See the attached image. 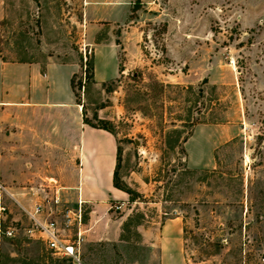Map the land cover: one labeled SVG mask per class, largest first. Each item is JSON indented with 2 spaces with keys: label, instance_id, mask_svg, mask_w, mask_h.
Returning <instances> with one entry per match:
<instances>
[{
  "label": "rangeland",
  "instance_id": "rangeland-1",
  "mask_svg": "<svg viewBox=\"0 0 264 264\" xmlns=\"http://www.w3.org/2000/svg\"><path fill=\"white\" fill-rule=\"evenodd\" d=\"M84 2L0 0V60L72 64L77 101L103 110L121 150L131 193L82 206L81 225L61 205L62 233H81L86 264H159L160 225L180 216L186 264H264V0H117L115 69L97 87ZM29 225L0 191L2 262L64 264Z\"/></svg>",
  "mask_w": 264,
  "mask_h": 264
},
{
  "label": "crops",
  "instance_id": "crops-1",
  "mask_svg": "<svg viewBox=\"0 0 264 264\" xmlns=\"http://www.w3.org/2000/svg\"><path fill=\"white\" fill-rule=\"evenodd\" d=\"M98 2L85 0L81 15L94 45V87L112 75L109 63L115 69L117 44L112 23L119 18L117 0L104 1L105 6H98ZM105 21L111 22L106 32L110 37L98 41ZM104 56L105 63L100 60ZM0 62L1 193L13 196L27 218L36 204L43 206L39 217H45L49 208L56 216L68 202L79 210L88 207L92 215L101 202L120 192L113 185L117 143L114 134L84 123L82 104L77 103L71 85L72 64L50 57L44 62ZM102 111L98 108L85 116L90 119L96 113L106 119ZM54 196L59 200L56 205L52 203ZM92 223L93 219L83 223L85 231ZM183 225L180 216L161 223L159 264H186ZM0 264H8L2 262L1 255Z\"/></svg>",
  "mask_w": 264,
  "mask_h": 264
},
{
  "label": "built area",
  "instance_id": "built-area-1",
  "mask_svg": "<svg viewBox=\"0 0 264 264\" xmlns=\"http://www.w3.org/2000/svg\"><path fill=\"white\" fill-rule=\"evenodd\" d=\"M82 89L84 86L81 87ZM80 88V89H81ZM4 187L0 184V191ZM59 200L57 196H54L52 203L58 204ZM43 212V206L36 204L33 211L28 212V218L30 225L27 228V233L30 236H35L41 240L45 247L49 250L52 256L59 259L64 264H86L81 252V233H77V237L71 240L69 237L62 233L58 221L53 218V210H46L47 216L39 217ZM71 210H67L63 215L66 218L65 225H70L71 221H76L77 224L81 223V213L78 208L77 211H73L74 217L70 216Z\"/></svg>",
  "mask_w": 264,
  "mask_h": 264
},
{
  "label": "trees",
  "instance_id": "trees-1",
  "mask_svg": "<svg viewBox=\"0 0 264 264\" xmlns=\"http://www.w3.org/2000/svg\"><path fill=\"white\" fill-rule=\"evenodd\" d=\"M88 68L91 70L90 73H89V76L90 77H93V68H92V63L91 61L88 62ZM71 85H72V89L74 91V94H75V97H77L76 95V92L74 90V83H73V79H71ZM82 86H84L83 83H81V81L79 82V85L78 87L81 88ZM76 101H77V98H76ZM77 103L79 104H82L80 102L77 101ZM82 107H83V121L84 123L94 127V128H99V129H103V130H106L112 134H114L113 132V125H112V122L110 120H107V119H103V118H99L97 116L96 113L93 114L92 118L89 119L88 117L85 116V109H84V105L82 104ZM120 158H121V150L120 148L117 146V151H116V164H115V169H114V172H113V185L114 187H116L117 189H120L124 192H127V193H131L130 190L124 188L117 180H116V173H117V169L119 167V163H120Z\"/></svg>",
  "mask_w": 264,
  "mask_h": 264
}]
</instances>
